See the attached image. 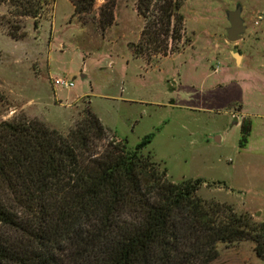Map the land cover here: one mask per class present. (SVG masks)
Returning a JSON list of instances; mask_svg holds the SVG:
<instances>
[{
	"label": "rangeland",
	"instance_id": "1",
	"mask_svg": "<svg viewBox=\"0 0 264 264\" xmlns=\"http://www.w3.org/2000/svg\"><path fill=\"white\" fill-rule=\"evenodd\" d=\"M35 1L37 20L0 0V122L23 117L64 135L91 112L108 129L101 144L133 148L151 136L142 154L165 180H202L201 200L264 221V0H183L181 38L156 43L157 0L146 17L138 0H114L105 30L99 12L110 0L80 20L69 0ZM237 6L246 30L230 43ZM254 247L219 244L210 264H264Z\"/></svg>",
	"mask_w": 264,
	"mask_h": 264
},
{
	"label": "trees",
	"instance_id": "2",
	"mask_svg": "<svg viewBox=\"0 0 264 264\" xmlns=\"http://www.w3.org/2000/svg\"><path fill=\"white\" fill-rule=\"evenodd\" d=\"M69 1L79 20L95 2ZM152 1L138 0L142 17ZM113 3L100 9L102 30L113 24ZM9 4L39 18L35 0ZM182 5L157 0L153 43L181 38ZM104 138L91 112L64 135L23 117L0 122V264H210L219 244L243 240L264 259V221L201 200L202 180H165L142 154L151 136L133 148Z\"/></svg>",
	"mask_w": 264,
	"mask_h": 264
},
{
	"label": "water",
	"instance_id": "3",
	"mask_svg": "<svg viewBox=\"0 0 264 264\" xmlns=\"http://www.w3.org/2000/svg\"><path fill=\"white\" fill-rule=\"evenodd\" d=\"M227 20L229 22V28L226 30L227 41L230 43H235L241 40L246 27L241 18V6H237L234 11L227 12ZM236 61L239 60L237 54H233ZM233 124H237V120H234ZM217 139V138H216Z\"/></svg>",
	"mask_w": 264,
	"mask_h": 264
},
{
	"label": "built area",
	"instance_id": "4",
	"mask_svg": "<svg viewBox=\"0 0 264 264\" xmlns=\"http://www.w3.org/2000/svg\"><path fill=\"white\" fill-rule=\"evenodd\" d=\"M262 20L261 16H257V20H256V24H259V21ZM54 87H61V88H65V89H70L73 87V83L69 82L67 80H63V79H55L53 82Z\"/></svg>",
	"mask_w": 264,
	"mask_h": 264
},
{
	"label": "crops",
	"instance_id": "5",
	"mask_svg": "<svg viewBox=\"0 0 264 264\" xmlns=\"http://www.w3.org/2000/svg\"><path fill=\"white\" fill-rule=\"evenodd\" d=\"M82 77L84 78V76L82 75ZM95 115V114H94ZM97 117V116H96ZM98 118V117H97ZM99 119V118H98ZM100 120V119H99ZM234 120H236V119H234ZM100 122L102 123V125H103V122L100 120ZM234 125H236V124H234ZM104 126V125H103ZM105 127V126H104ZM105 129H107V128H105ZM108 130V129H107ZM121 140V139H120ZM217 140H219L220 141V138H217Z\"/></svg>",
	"mask_w": 264,
	"mask_h": 264
}]
</instances>
